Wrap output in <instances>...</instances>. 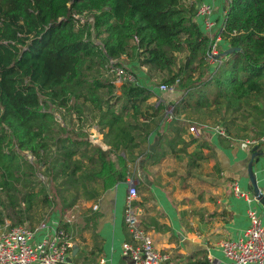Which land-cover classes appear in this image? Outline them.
<instances>
[{
  "label": "trees",
  "instance_id": "1",
  "mask_svg": "<svg viewBox=\"0 0 264 264\" xmlns=\"http://www.w3.org/2000/svg\"><path fill=\"white\" fill-rule=\"evenodd\" d=\"M203 2L0 0V193L9 227L31 223L34 211L50 208L55 195L65 211L92 186L105 190L125 181L133 152L162 126L168 106L174 120L187 109H217L227 125L229 111L245 106L250 91L264 95V0H226L221 38L240 50L217 58L220 64L209 73L213 38L196 14ZM123 59L146 67L148 77L162 75L173 90L159 91V103L149 104L154 91ZM113 66L133 73L137 83L123 82L117 94L102 73ZM71 117L95 125L108 148L73 132ZM177 124L167 128L184 132ZM198 152L192 154L200 157ZM109 153L119 159L118 168ZM158 158L156 149L144 161ZM193 259L185 263L207 264L205 257Z\"/></svg>",
  "mask_w": 264,
  "mask_h": 264
},
{
  "label": "crops",
  "instance_id": "2",
  "mask_svg": "<svg viewBox=\"0 0 264 264\" xmlns=\"http://www.w3.org/2000/svg\"><path fill=\"white\" fill-rule=\"evenodd\" d=\"M204 2L214 6L210 16L214 22L211 28L204 26L201 17L197 18L203 32L213 38L210 51L214 58L208 60L209 73L220 64L221 60L218 62L215 56L229 48L221 38L226 0ZM126 63L138 69L136 73L141 84L148 85L154 91V101H157L154 103L157 105L161 93L157 86L149 84L146 70L135 63ZM208 73L204 76L207 77ZM249 95L246 105L239 111H229L227 125L223 124L221 115L217 116V109L210 119L198 117L197 113L205 110L192 112L187 109L193 116V125L185 128L183 124L188 119L182 114L185 117L183 124L177 126L181 125L184 132L176 133L173 127H169L166 129V140L159 141L157 132L160 126L158 131L154 130L149 135L143 148L140 147V151H143L146 148L144 145L151 144L154 150L158 149L157 161L136 158L135 163L129 165L133 172L138 171L137 176L126 177L125 181L105 190L96 185L84 192L82 197L89 205L92 203L90 212L95 213V219L90 223L85 222L84 230L72 241L70 261L67 260L65 264H97L102 258L106 260L105 264L126 262L121 254V246L123 242L131 240L124 223L129 178L133 179L137 190L134 202L138 221L152 237L155 247L168 250L176 264L187 263L190 258L208 256L224 260L218 243L241 234L249 223V207L257 210L264 226V95L256 97L254 91H250ZM216 126L225 129L228 139L214 130ZM191 136L196 139L193 143ZM171 138L173 142L166 144ZM168 144L175 150L168 149ZM201 144L207 146L200 147ZM195 150L199 151L200 157L192 154ZM253 151L263 153L255 157L252 164L258 195L252 188L247 169ZM233 183L252 197V201L248 203L245 198L234 195ZM52 225L55 226V223ZM73 248H76L74 255Z\"/></svg>",
  "mask_w": 264,
  "mask_h": 264
},
{
  "label": "built area",
  "instance_id": "3",
  "mask_svg": "<svg viewBox=\"0 0 264 264\" xmlns=\"http://www.w3.org/2000/svg\"><path fill=\"white\" fill-rule=\"evenodd\" d=\"M212 12L213 6L207 2L201 3L197 8V16L202 18L208 29L214 23L210 18ZM213 58V52L209 51V60ZM111 74L114 83H137L135 75L122 67L113 66ZM178 81L177 78L176 83ZM173 88V84L158 85L160 92L171 91ZM214 130L219 135L225 134V129L221 126H216ZM127 183L124 223L131 240L123 242L121 246V254L126 259L124 264H176L168 250L155 247L152 237L138 221L134 205L137 190L132 178L127 179ZM232 189L237 197L245 198L248 203L252 201V197L241 191L236 183L232 184ZM247 217L249 223L237 238L224 239L218 243L224 260L208 256L207 264H264V226L261 217L252 207L247 209ZM44 229L47 233L36 240L37 232ZM71 249L72 239L68 232L57 226L47 225L46 222H40L34 228L18 224L0 231V264H65ZM105 263L106 260L102 258L97 264Z\"/></svg>",
  "mask_w": 264,
  "mask_h": 264
},
{
  "label": "rangeland",
  "instance_id": "4",
  "mask_svg": "<svg viewBox=\"0 0 264 264\" xmlns=\"http://www.w3.org/2000/svg\"><path fill=\"white\" fill-rule=\"evenodd\" d=\"M89 20H91V18L89 17ZM183 58V56H181V59ZM123 63L127 65V61L126 60H122ZM138 65V64H137ZM139 68L143 67V66H139ZM132 69V68H131ZM142 69L146 70L147 72V68L146 67H143ZM134 70L133 72L135 73L138 69H132ZM102 73H103V76L111 81H113V76H112V68L111 70L110 69H103L102 70ZM136 74V73H135ZM137 76V74H136ZM148 76V75H147ZM155 76V79L154 77H149L150 78V85L151 86H158L160 83H162V79H163V76L162 75H158ZM138 77V76H137ZM140 81L141 79L138 78ZM122 83H115V86L117 87L116 89V93L119 94L120 91L118 89V87L121 86ZM141 84V82H140ZM178 85H175V87H177ZM176 89V88H175ZM158 100V99H157ZM154 102H157V101H154V95L148 100V103L149 104H154ZM191 112V111H190ZM215 112L216 111H213L212 109H207L205 110V112H200V113H197L198 117H201V118H213L214 115H215ZM184 114L188 121L185 122V125L183 124V120H184V116L182 115ZM217 116L220 115L219 112L216 113ZM170 116V118H169ZM203 116V117H202ZM56 117L57 119L59 120V122L62 124L64 123V119H61L60 118V115L56 113ZM163 117L165 119V122L162 124V126L160 127V130L157 132V137H161V140H166V129H167V125L169 126L172 122L175 123V121H179V123H181V125L183 124V126L185 128H187L189 125H193V120H192V114H189L187 111H183L181 113V115L179 116H174L176 117L177 119H173V114H172V111H171V107L168 106V108L166 109V111L163 113ZM68 118V117H67ZM174 120V121H173ZM68 122V119L65 120ZM193 123V124H192ZM212 123V122H211ZM69 125H72L71 127H73L74 129H71L73 132H82L84 134H86V138L88 139V141L94 145H99L102 149H107L108 147L103 143L102 141V134L100 133L99 129L94 125V126H91V124L87 123V124H83L81 125V123L77 120H75L74 118H70V123H68ZM180 125V126H181ZM211 125V124H210ZM214 125V124H212ZM218 125H221V124H218ZM176 126V125H175ZM81 127V128H79ZM145 144V143H143ZM142 144V145H143ZM140 146L141 148H143V146ZM146 148H144V152L146 154L147 151H152L151 150V144H146L144 145ZM140 147L138 149H136L133 153V156H136V158L138 159H141V160H145V154L143 153L142 155H139V153L141 152L140 151ZM26 156L28 158H31V156L28 154V153H25ZM108 159L109 160H112L111 162L115 165L113 166L114 168L119 166V162H118V158L117 156H115V154L113 153H109L107 155ZM130 167V165H129ZM144 167V166H143ZM142 171V169H141ZM136 174V176L138 175V171L137 172H133L132 171V168L130 169V171H128L127 173V177H134ZM40 178L43 180V176L41 174H39ZM45 179V178H44ZM99 189H103L101 186H99ZM52 195H54V192L52 191L51 193ZM55 198V203L50 207V208H47V207H43L42 205H40L36 211H34V214H33V221L30 223L28 221H25L24 224L28 225V226H34L35 224H39L40 222H46L47 225H52L55 223V226H57V224L60 222V224H63V223H68L67 225V228L65 229L68 234L71 236V239L72 241L75 239V237L84 230L85 228V222H86V219L89 218H93L95 217V213H91L90 212V208H91V202H90V205H89V202L86 201V199H84L82 197V195H78L77 196V201L76 203L69 209L65 210V211H62L60 210L61 209V203H60V200L58 199L57 195L54 196ZM6 205H8L7 201H6V197H5V194L3 193H0V212H2L3 216H1V218H3L4 220V223L3 225H0V229L4 228V227H7L9 226L11 223L9 221V219L6 217V215L9 213L8 210H6ZM45 233H47V230H39L36 234V240H40L44 235Z\"/></svg>",
  "mask_w": 264,
  "mask_h": 264
},
{
  "label": "water",
  "instance_id": "5",
  "mask_svg": "<svg viewBox=\"0 0 264 264\" xmlns=\"http://www.w3.org/2000/svg\"><path fill=\"white\" fill-rule=\"evenodd\" d=\"M239 50H240V48H238V47H229L226 50H224L222 53L217 54V56H215V58L217 59L220 56L228 55V54H230V53H232L234 51H239ZM151 150L154 151V148L152 146H151ZM262 154H263L262 152L253 151L252 154H251L250 160L248 162V166H247L249 179H250L252 188L254 189V192H255L256 195H258V188H257L256 182H255V178H254L253 172H252V164H253L254 158L257 157V156H260ZM75 251H76V248H73L72 255L75 254ZM67 260L70 261V258L68 257Z\"/></svg>",
  "mask_w": 264,
  "mask_h": 264
}]
</instances>
